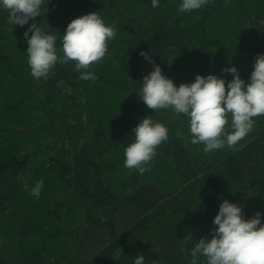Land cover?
Wrapping results in <instances>:
<instances>
[{"label": "trees", "instance_id": "1", "mask_svg": "<svg viewBox=\"0 0 264 264\" xmlns=\"http://www.w3.org/2000/svg\"><path fill=\"white\" fill-rule=\"evenodd\" d=\"M180 2L43 0L35 22L58 49L80 15L98 12L114 27L88 69L94 81L72 61L33 78L23 36L33 20L11 25L0 10V264H133L140 254L145 264H190L222 199L264 222V116L234 147L206 153L190 143L186 118L149 109L136 93L154 64L177 86L209 73L227 83L230 65L247 83L264 53V0H209L183 13ZM146 115L169 134L140 175L124 167V148ZM41 180L37 199L30 191Z\"/></svg>", "mask_w": 264, "mask_h": 264}, {"label": "clouds", "instance_id": "2", "mask_svg": "<svg viewBox=\"0 0 264 264\" xmlns=\"http://www.w3.org/2000/svg\"><path fill=\"white\" fill-rule=\"evenodd\" d=\"M160 0H151L153 8L159 7ZM209 0H181L178 11L191 12L202 9ZM43 0H0V10L7 11L9 24L24 26L27 42V63L33 78L46 79L57 64L75 63L81 71L80 79H96L88 69L101 61L107 51L108 42L114 39L113 26L106 25L98 12H89L71 19L57 37L35 22L41 15ZM31 32V35H29ZM140 55L151 62L147 52ZM222 72L231 74V79L215 74H196L190 83H180L162 74L159 65L143 76L141 88L136 92L143 103L154 111L170 110L176 116L187 119L190 143L203 145V151L210 153L232 148L245 138L254 126V118L264 116V53L255 57L248 82L239 76L234 65ZM182 114V115H181ZM231 116V131H226ZM168 128L144 116L133 127L130 141L124 148V167L140 175L149 171L157 147L168 139ZM43 181L31 188L30 194L39 198ZM215 226L211 238L201 237L191 248L190 264H264V222L257 211L245 219L240 205L222 199L218 211L212 218ZM189 241L193 238L189 234ZM133 264H145L140 254Z\"/></svg>", "mask_w": 264, "mask_h": 264}, {"label": "rangeland", "instance_id": "3", "mask_svg": "<svg viewBox=\"0 0 264 264\" xmlns=\"http://www.w3.org/2000/svg\"><path fill=\"white\" fill-rule=\"evenodd\" d=\"M151 66H153V65H151ZM123 225V219L121 220V226ZM118 229L120 230L121 229V227H120V224L118 225ZM93 242H95V240H93ZM100 242V240H98L97 239V241L95 242V244L94 245H92L93 247H92V249L91 250H89L90 251V255H92V251H93V249H94V247L98 244ZM88 250V249H87ZM117 251H115V253H116ZM96 253V251L94 252V254Z\"/></svg>", "mask_w": 264, "mask_h": 264}]
</instances>
